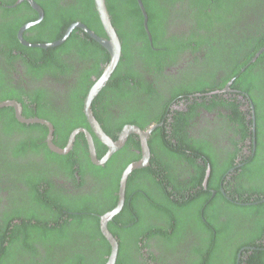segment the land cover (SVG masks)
<instances>
[{
  "label": "trees",
  "instance_id": "1",
  "mask_svg": "<svg viewBox=\"0 0 264 264\" xmlns=\"http://www.w3.org/2000/svg\"><path fill=\"white\" fill-rule=\"evenodd\" d=\"M1 1L6 2L0 0V101L18 100L25 117L52 121L53 140L60 147L74 129L88 128L102 158L109 148L91 129L84 100L108 64L109 51L80 28L54 47L25 45L18 31L37 15L28 12L20 20ZM143 1L152 39L137 0H106L122 40V57L92 104L114 139L126 123L147 129L163 122L149 139L151 165L131 173L124 207L109 222L119 240L115 264H264V0ZM38 2L45 16L25 31L33 43L60 39L75 21L107 37L95 0ZM255 30L258 35L252 37ZM232 79L231 87L246 96L250 108L254 105L255 131L246 101L224 96L229 91L208 94ZM39 82L42 89H34ZM182 100L188 101L187 108L175 107ZM56 112L79 120L67 126ZM209 113H217L221 123L215 124ZM0 125L4 134L17 133L12 131L16 127L27 133L13 136L10 145L9 138L0 136V154L7 163L3 167H9L11 177L6 180L4 171L0 178V264H106L111 244L100 217L117 206L122 173L141 154L112 163L135 143L136 134L104 165H97L84 132L77 134L70 152L59 154L45 140L48 127L20 121L13 106L0 108ZM249 140L250 152H245ZM214 145L226 157L227 196L215 186L221 161ZM137 146L141 149L139 139ZM48 161L63 170L67 180L58 181L61 186L43 173ZM208 167L212 170L205 189ZM137 174L147 176L146 194L139 199L130 189ZM88 187L98 191L72 193ZM191 190L198 193L184 195ZM103 195L107 200L97 201ZM249 215L255 219L237 229ZM203 216L209 224L199 233ZM222 216L225 220H215ZM189 223L194 233H188Z\"/></svg>",
  "mask_w": 264,
  "mask_h": 264
},
{
  "label": "water",
  "instance_id": "2",
  "mask_svg": "<svg viewBox=\"0 0 264 264\" xmlns=\"http://www.w3.org/2000/svg\"><path fill=\"white\" fill-rule=\"evenodd\" d=\"M137 1H138L140 8H141V11L144 15V24H145L146 30L148 32L150 39H152V35H151V32L149 30V26H148V20L149 19H148L147 9L144 6L143 0H137ZM95 5H96V8L98 10L101 22H102L104 29L106 31L107 37H103V36L98 35L94 30H91L88 26H86V24H84L82 22H76L68 28V30L64 36H62L60 39H57V40H54L51 42H43V43L28 42V41L23 39L22 32H21L22 30L20 31V39L23 41V43H25L26 45H29V46H39V47H44V48L54 47V46H57V45L64 43L66 41V39L68 38V36L70 35V33L72 32L73 28L80 26L85 31H87L94 39H96L98 42H100L109 51L111 58H110L108 64L104 68V71L101 74V76L92 85V87L90 88V90H89V92H88V94L84 100V112H85L86 117L88 119V122L91 126V129L93 130L95 135H97V137L104 144H106L108 146L109 149H108L107 153L101 159H98L94 135H93L92 131H90L88 128L79 127L77 129H75L71 133L66 146L60 147V146L56 145L54 140H53L54 139V126L50 121L43 119V118H38V117L37 118H25L21 112L22 105L17 100L9 99V100L0 101V108L5 107V106H13L16 110V116L18 117L19 120H21L23 122H28V123L40 122L42 124H46L49 127V133L47 135L46 141H47L49 147L53 151H55L59 154H66V153L70 152L73 149L77 134L80 132H84L86 137H87V140H88L91 160L93 163H95L97 165L105 164L108 161V159L115 152H117L119 149H121L126 144V141L129 137V135L137 134L140 137L141 147H142L141 148L142 149V156L140 159L131 162L124 169L122 176H121V179H120L119 201L117 203V206L114 207L112 210H109L106 213L102 214L100 217L101 230L111 244V252L108 256V260H107L106 264H115L117 261V258H118V253H119V240L110 230L109 222L111 220H113L114 217L124 207L125 200H126L127 182H128V179H129V176L131 175V173L136 169H141V168H144V167L151 165L152 152H151V148L149 145V139H150L154 129L157 126L162 125L163 122L154 123L151 126H149L147 129H143L136 124H127L124 126V128L120 132L118 138L114 139L104 130L101 123L96 118V116L93 112V108H92L93 101L98 96V94L100 93L102 88L104 86H106V84L110 80L113 72L115 71L118 63L121 60V57H122V41H121V38L117 32L116 27L113 24V21H112L106 0H95ZM34 6L38 7V9L40 11V17L42 18L43 13H42L41 7L38 4H35ZM30 25H32V23L25 25L23 27V29H25L27 26H30ZM261 50H264V47ZM233 80L234 79L229 81L224 89L215 90V91L210 92L208 94L212 95L214 93H222V92L232 90L231 84H232ZM199 95H201V94H199ZM254 109H255L254 105H252L253 120H254L253 130L255 131L256 116H255V110ZM208 173H209V171H208ZM253 248H255V247H253Z\"/></svg>",
  "mask_w": 264,
  "mask_h": 264
},
{
  "label": "flooded vegetation",
  "instance_id": "3",
  "mask_svg": "<svg viewBox=\"0 0 264 264\" xmlns=\"http://www.w3.org/2000/svg\"><path fill=\"white\" fill-rule=\"evenodd\" d=\"M6 2L4 3V2H2V4L1 5H3V6H7L8 7V9H10V12H9V14L10 13H12V15L14 16V17H18L20 20H22L23 18H24V15H28V14H26V13H28V12H33V14H36L37 15V18L35 19V20H33V21H28V22H24V24H22V26L20 27V29H19V31H18V39L21 41V43H23V41L20 39V31L22 32V37H23V39L24 40H26V41H28V42H31L32 43V41H30V40H28L26 37H25V31L28 29V28H30V27H32L33 25H35V24H37V23H39V22H41V20L44 18V16H45V10H44V8L41 6V4L38 2V0H5ZM143 3H144V1H143ZM27 4H30L29 6L31 7V8H29L28 7V5ZM35 4H38L40 7H41V10H42V18L40 17V11H39V9H38V7H35L34 5ZM21 6V7H20ZM144 6H145V4H144ZM172 6H173V4H172ZM146 7V6H145ZM258 7L259 6H252V10H257L258 9ZM30 9L32 10V11H30ZM240 9H241V7H240ZM242 10V9H241ZM246 9L245 8H243V12L245 11ZM110 12V11H109ZM148 12V11H147ZM111 15V14H110ZM112 18V17H111ZM256 18H257V15H256ZM76 22H82V21H75L74 23H76ZM29 23H32V25H30V26H27L25 29H23V27L25 26V25H28ZM74 23H72V24H74ZM82 23H84V22H82ZM71 24V25H72ZM85 24V23H84ZM70 25V26H71ZM69 26V27H70ZM86 26H88V25H86ZM68 27V28H69ZM89 27V26H88ZM76 28H80V29H82L83 31H85L82 27H80V26H78V27H74L73 28V30L74 29H76ZM90 28V27H89ZM91 29V28H90ZM68 30V29H67ZM67 30H66V32H67ZM73 30H72V32H73ZM92 30V29H91ZM65 32V33H66ZM71 32V33H72ZM86 33H88L87 31H85ZM117 32H118V30H117ZM65 33H64V35H65ZM70 33V34H71ZM89 34V33H88ZM119 34V33H118ZM63 35V36H64ZM90 35V34H89ZM258 35V32H257V30H255L253 33H252V37L253 36H257ZM91 36V35H90ZM120 36V35H119ZM92 37V36H91ZM121 38V37H120ZM122 41V40H121ZM23 44H25V43H23ZM26 45V44H25ZM264 47V46H263ZM262 47V48H263ZM261 48V49H262ZM260 49V52L262 51H264V50H261ZM258 55H260L259 54V51L256 53V55L254 56V58H253V61L254 60H256L259 56ZM111 56V55H110ZM107 65V64H106ZM106 67V66H105ZM15 76H17L18 74H14ZM97 80V79H96ZM14 82H16V81H14ZM9 83V82H8ZM42 84H43V82H39L38 84H37V86L35 85V87H34V89H39V90H41L42 89ZM238 96V98L242 101H246L247 102V108H250L249 107V101L246 99V96H244V95H242V94H240L239 93V90L238 89H235V88H232V90H230L229 91V93H225L224 94V96H226V97H228V98H232V97H234V96ZM223 96V97H224ZM48 98H50V96H48ZM9 100V99H8ZM11 100H15V99H11ZM43 100H45V98H44V96H43ZM18 101V100H17ZM20 102V101H19ZM21 103V102H20ZM187 104H189L188 103V101H186V100H182V103H179V104H176V106L175 107H177V108H180V109H186L187 108ZM21 105H22V109H21V112H22V115H23V104L21 103ZM112 109H115V108H112ZM111 109V110H112ZM251 110H252V107L250 108ZM55 111V110H54ZM94 112V111H93ZM206 112V111H205ZM15 113H16V110H15ZM54 115H56V117L61 121V123L62 124H65V125H67V126H69V125H71V123H75V122H77L78 120H79V118L78 117H76V116H74V115H70V114H68L67 112H65V113H63V112H56ZM24 116V115H23ZM208 117H210V118H212V119H214L213 121L215 122V124H217V121L219 122V123H221V121L220 120H222L220 117H218V114L217 113H209L208 115H207ZM25 117V116H24ZM18 118V117H17ZM25 118H37L36 116L35 117H25ZM38 118H42V117H38ZM252 118H253V116H252ZM43 119H46V118H43ZM46 120H48V119H46ZM21 121V120H20ZM48 121H50V120H48ZM23 122V121H22ZM52 124H53V126H54V123L52 122V121H50ZM26 123H28V122H26ZM40 123V122H39ZM117 124H118V122H116ZM30 124V123H29ZM44 125H46V124H44ZM110 125H111V127H113V128H115V129H119V124L118 125H116V124H114L113 122H110ZM125 125H127V123L125 124ZM124 125V126H125ZM47 126V125H46ZM124 126H123V128H124ZM48 127V126H47ZM79 128V127H78ZM122 128V129H123ZM48 129H49V127H48ZM77 129V128H76ZM122 129L120 130V131H117V133H118V136H119V134H120V132L122 131ZM206 129V128H205ZM75 130V129H74ZM73 130V131H74ZM12 131H15V132H17V133H14V134H11V135H9V134H4V131H3V129H2V126L0 125V136H5V137H7V138H9V142H8V145H10L11 143H12V141H13V136H16V139H18V138H20L22 135H27V133L25 132V133H23V130H21V128L20 127H16V128H13V130ZM66 131H67V128H61V133L62 134H64V133H66ZM54 132H55V126H54ZM49 133V132H48ZM129 137H130V135H129ZM129 137H128V139H129ZM47 138H45V140H46ZM128 139H127V141H128ZM138 139L140 140V144H141V139H140V137L139 136H137V134H136V137H134V140H135V143H132V144H130V146L128 147V149H126L127 151H126V153H124V155H123V157L121 156L120 158H119V160H117V161H113V166L114 165H116V163H122V161L125 163V161L127 162V161H129V160H131L133 157H135V156H137V155H140L141 154V156H142V149H140L138 146H137V141H138ZM127 141H126V143H127ZM251 145V141L249 140L248 141V143H247V145H246V147H245V152H247V151H249V146ZM125 146V145H124ZM123 146V147H124ZM215 146V148H216V150H214L215 152H216V154H217V156H218V159L221 161V164L219 165V167H217V181L215 180V186H218L219 187V189L223 192V194H225L226 196H227V193L225 192V185L224 184H226V182H225V180L223 179V178H225L224 177V175H223V170H224V168L225 167H223L222 166V164L224 163V160H223V158L222 157H224V158H226L224 155H222V157L221 156H219L218 155V151H217V148H218V146L217 145H214ZM142 148V147H141ZM120 150V149H119ZM250 152V151H249ZM107 153V152H106ZM97 157H98V155H97ZM141 158V157H140ZM98 159H101L100 157H98ZM121 159H122V161H121ZM201 160V162L203 163V160L202 159H200ZM6 162L3 160V158H2V156H1V154H0V178L2 177V175L4 174V171L6 172L5 173V179L7 180H9L11 177H10V175L8 174V172H9V167H3V166H6ZM102 165H104V164H102ZM45 166L47 167V172H43L44 174H45V176H46V178L48 177L49 179H55L56 181L55 182H57V184L59 185V186H61L60 184H59V182L58 181H63V179L65 178V180H67L66 179V176H65V174H64V172H63V170L61 169V167H60V165L59 164H56V163H51V162H46V164H45ZM177 168H180L179 166H177L176 167V169H174L173 171H170V172H174V171H176L177 170ZM211 167H208L207 168V171H206V176H205V180H204V188L205 189H208V179H209V176H210V174H211ZM234 170V168H232L231 169V171H233ZM44 171H46V169H44ZM208 171H209V173H208ZM53 173V174H52ZM135 177V180L133 181V183H132V185H131V192H132V196H135L137 199H139L140 198V193H145L144 192V190H143V187L146 185V182H147V176H144L143 174H137V175H135L134 176ZM229 179L231 178L230 176L228 177ZM66 185H71V183L70 182H67L66 183ZM165 185L166 186H168V182H166L165 183ZM74 187H76V186H74ZM119 188H120V186H119ZM170 189H172L173 187H169ZM119 190V189H118ZM210 190H212L213 191V193H212V197H214V196H216V190L214 189V188H211ZM97 192L98 191V189H96V190H92V188L90 187H88V188H86V189H78V190H76V191H74V192H72L74 195H76V194H83L84 192ZM110 191V189H108V190H106V192L105 193H108ZM118 193V197H119V191L117 192ZM196 193H198V191L197 190H191V191H187V193H185L184 195H186V196H188V197H192V195H189V194H196ZM146 194V193H145ZM183 195V196H184ZM183 196L181 197L182 199H183ZM229 197V196H228ZM107 200V197L105 196V195H103V196H101V199H97V201H106ZM118 201H119V199H118ZM258 202H260V201H258ZM257 202V203H258ZM5 204V206H7L8 208H10L11 206H12V203L11 202H9V200H6V203H4ZM225 220V218L222 216V218H216L215 220ZM251 219H255V216L254 215H249V217L248 218H245V221L244 222H242L241 224H240V221L236 224V226H237V229L238 228H243L246 224H247V221L248 220H251ZM203 221H204V224H203V226H201V227H199L198 229V231H199V233H203L204 232V228L206 227V225H205V223L206 224H209L208 222H207V219L203 216ZM264 221V220H263ZM160 224H163V222L162 221H160ZM120 225L118 224V223H116V227H119ZM193 227H195V226H193ZM192 226H191V224L189 223L188 224V226H187V228H188V233H194L193 232V228ZM203 228V229H202ZM251 228V223L246 227V229H245V232L246 231H248V229H250ZM160 234H162V233H160ZM160 245V244H159ZM161 246V245H160ZM162 247V246H161ZM158 252L160 251V250H157Z\"/></svg>",
  "mask_w": 264,
  "mask_h": 264
}]
</instances>
